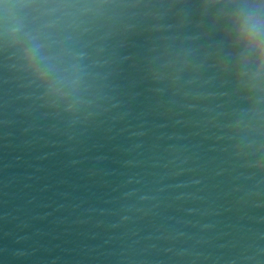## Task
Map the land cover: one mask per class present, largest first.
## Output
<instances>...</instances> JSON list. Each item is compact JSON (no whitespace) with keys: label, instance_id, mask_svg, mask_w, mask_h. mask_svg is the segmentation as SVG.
I'll use <instances>...</instances> for the list:
<instances>
[{"label":"water","instance_id":"water-1","mask_svg":"<svg viewBox=\"0 0 264 264\" xmlns=\"http://www.w3.org/2000/svg\"><path fill=\"white\" fill-rule=\"evenodd\" d=\"M0 264H264V0H0Z\"/></svg>","mask_w":264,"mask_h":264}]
</instances>
